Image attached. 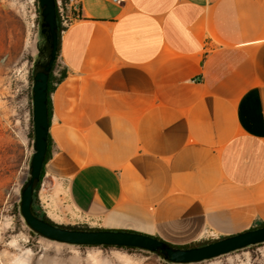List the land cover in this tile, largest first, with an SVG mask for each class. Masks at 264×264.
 <instances>
[{"label":"crops","instance_id":"0c3cea01","mask_svg":"<svg viewBox=\"0 0 264 264\" xmlns=\"http://www.w3.org/2000/svg\"><path fill=\"white\" fill-rule=\"evenodd\" d=\"M73 3L44 211L175 245L264 222V0Z\"/></svg>","mask_w":264,"mask_h":264},{"label":"rangeland","instance_id":"374dc122","mask_svg":"<svg viewBox=\"0 0 264 264\" xmlns=\"http://www.w3.org/2000/svg\"><path fill=\"white\" fill-rule=\"evenodd\" d=\"M37 8L36 0H0V264H179L140 248L50 240L21 216L20 190L34 151L31 89L41 42ZM40 187L37 204L54 221L41 205ZM188 264H264V242Z\"/></svg>","mask_w":264,"mask_h":264},{"label":"water","instance_id":"95a60500","mask_svg":"<svg viewBox=\"0 0 264 264\" xmlns=\"http://www.w3.org/2000/svg\"><path fill=\"white\" fill-rule=\"evenodd\" d=\"M38 55L33 64L32 119L33 148L29 162V176L20 190L19 210L28 227L38 235L68 244L106 245L140 248L157 254L171 263L188 264L209 260L239 249L264 242V225L223 236L210 242L179 247L156 236L129 230L106 228L76 229L61 226L40 216L35 208V189L44 168L48 138V79L57 57L59 27L56 0H38Z\"/></svg>","mask_w":264,"mask_h":264},{"label":"trees","instance_id":"16d2710c","mask_svg":"<svg viewBox=\"0 0 264 264\" xmlns=\"http://www.w3.org/2000/svg\"><path fill=\"white\" fill-rule=\"evenodd\" d=\"M37 1L38 0H36V4L38 6V2ZM62 1L63 2H67L68 0H62ZM56 8H57V20H58V27H59V42H58V49H57V57H56V60H55V62L53 64V66H52V69H51V72H50V75H49V79H48V111H49V117H50L51 112H52L51 97H50L51 92L55 88V85L57 83H59L63 78H65L66 75H67L66 68L59 67L58 66V62H57L58 54H59V48H60V38H61L60 36H61V32L65 29V28H63L61 26V23H60L59 9H58L57 0H56ZM37 10H38V19H39V8H37ZM57 67L59 68L58 73L56 72V68ZM50 143H51V140H50V137H49L48 138V146H47V153H46L45 162L51 156ZM43 176H44V168L42 169L41 176H40V181H39V183H38V185H37V187L35 189V193H34L35 208L38 211V213L40 214V216H42L43 218L47 219L50 222H54L42 211V209L37 204V190H38V188H39V186L41 184ZM60 225L61 226H66V227H70V228H76V229H96L94 227H89L88 225H65V224H60ZM263 225H264V222H259V223L255 224L254 226H252L251 228H255V227H259V226H263ZM129 231H132V230H129ZM159 239H161V238H159ZM212 240H215V239H212ZM212 240H204V241L192 242L190 244H185V245H175V244H172V245L179 246V247H188V246L201 245V244L210 242ZM104 246H106V245H104ZM120 247H123V246H120Z\"/></svg>","mask_w":264,"mask_h":264},{"label":"built area","instance_id":"2783aa9c","mask_svg":"<svg viewBox=\"0 0 264 264\" xmlns=\"http://www.w3.org/2000/svg\"><path fill=\"white\" fill-rule=\"evenodd\" d=\"M73 1L74 5L79 3V0H68L67 2H63L62 0H57L58 9H59V17L60 23L63 28L68 27L76 18L80 16L78 12H70L68 4ZM114 2H122L124 0H113Z\"/></svg>","mask_w":264,"mask_h":264},{"label":"bare ground","instance_id":"6f19581e","mask_svg":"<svg viewBox=\"0 0 264 264\" xmlns=\"http://www.w3.org/2000/svg\"><path fill=\"white\" fill-rule=\"evenodd\" d=\"M1 142V141H0ZM1 167V166H0ZM2 168V167H1ZM2 170V169H1Z\"/></svg>","mask_w":264,"mask_h":264}]
</instances>
